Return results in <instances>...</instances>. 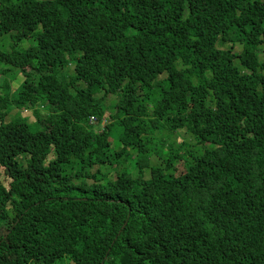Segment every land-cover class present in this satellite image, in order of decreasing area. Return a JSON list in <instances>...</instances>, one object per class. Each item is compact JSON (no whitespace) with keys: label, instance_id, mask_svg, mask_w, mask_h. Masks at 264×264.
I'll return each instance as SVG.
<instances>
[{"label":"trees","instance_id":"obj_1","mask_svg":"<svg viewBox=\"0 0 264 264\" xmlns=\"http://www.w3.org/2000/svg\"><path fill=\"white\" fill-rule=\"evenodd\" d=\"M8 33L0 264H264V0H0Z\"/></svg>","mask_w":264,"mask_h":264},{"label":"rangeland","instance_id":"obj_2","mask_svg":"<svg viewBox=\"0 0 264 264\" xmlns=\"http://www.w3.org/2000/svg\"><path fill=\"white\" fill-rule=\"evenodd\" d=\"M13 33H8V34H3L0 35V50L5 51L8 50V48L16 45V43L14 44V41L12 39ZM231 43L227 42L225 43V47H229ZM30 43L28 40H24L23 42H20L18 44V47H24L26 48L27 46H29ZM21 46V47H20ZM241 49L240 45H235L234 47V51L236 53H238ZM260 59L262 61H264V45L262 46L261 52H260ZM1 64V63H0ZM3 73H0V82H2V75ZM7 75V82L10 83L12 90H15L16 88H18L19 86H21V84L24 82L25 80V76L23 75L21 70L15 69V68H10L8 69V71L6 72ZM115 101V97H111L110 99V103ZM24 116H28L29 119V123L31 125H37V117L36 115L33 113V111L31 110H23V114ZM92 120H94V118H92ZM176 138V142L180 143L183 140H189L191 142H194V138L191 136L190 133H187L185 131H179L176 132L173 135ZM114 147L107 149L108 154H113L114 152ZM11 182V179L7 177V175L3 172V169L0 167V183L7 185L8 183ZM64 264H74L71 260L69 259H65L64 260Z\"/></svg>","mask_w":264,"mask_h":264},{"label":"clouds","instance_id":"obj_3","mask_svg":"<svg viewBox=\"0 0 264 264\" xmlns=\"http://www.w3.org/2000/svg\"><path fill=\"white\" fill-rule=\"evenodd\" d=\"M92 118H94V117H92ZM2 168V167H1ZM3 169V168H2ZM4 171V170H3Z\"/></svg>","mask_w":264,"mask_h":264}]
</instances>
